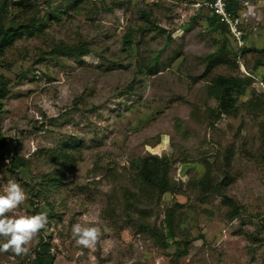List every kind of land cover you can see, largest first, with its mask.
<instances>
[{
    "label": "rangeland",
    "instance_id": "rangeland-1",
    "mask_svg": "<svg viewBox=\"0 0 264 264\" xmlns=\"http://www.w3.org/2000/svg\"><path fill=\"white\" fill-rule=\"evenodd\" d=\"M202 1L0 0L3 25L47 24L0 57V192L14 179L26 200L6 215L48 216L28 253L0 250V264H32L40 241L53 264H264V113L242 107L261 90L253 82L236 114L214 111L212 79L246 76ZM251 1L261 21L240 62L261 79L264 0ZM149 156L173 162L175 194L144 193L136 168ZM76 224L100 229L93 246Z\"/></svg>",
    "mask_w": 264,
    "mask_h": 264
},
{
    "label": "trees",
    "instance_id": "trees-1",
    "mask_svg": "<svg viewBox=\"0 0 264 264\" xmlns=\"http://www.w3.org/2000/svg\"><path fill=\"white\" fill-rule=\"evenodd\" d=\"M77 2V0H74ZM233 7H235V2H230ZM59 12H54L49 14V19H57L60 16ZM209 13V12H208ZM208 17L209 27L213 30L221 33L222 35H228V31L224 25L219 22V19L209 13ZM47 24L38 21L37 16H32L27 19L25 24L9 25L5 26L0 22V57H2L5 52L12 48L16 40L21 37L24 33L34 34L42 30ZM230 37V36H229ZM231 38V37H230ZM125 43L130 45L129 36H125ZM234 58L237 59L238 55L243 57L246 53L250 52L248 48L239 51L234 45ZM226 51L225 46H222L216 54H211L207 57L209 60L215 59L220 54ZM80 51L78 49H65L67 55L74 56ZM151 73V71H150ZM254 80L249 77L240 78L237 76L223 77L218 76L212 79L211 84L208 88V94L214 97L218 105L216 111L217 115H233L238 113L240 110L237 107L238 99L240 96L244 95L247 89L253 84ZM6 89V83L0 80V100L3 97V91ZM234 95V96H233ZM249 113H264V93L253 92L250 100L243 104L242 106ZM69 147H73L72 145ZM10 167L14 170H22V167L26 164L23 158L12 156L9 158ZM173 162L166 157H155L149 156L145 158L141 164L136 168V175L142 186L144 193L147 195H152L157 198H161L165 194H175L176 184L170 179L169 174L171 172ZM207 175L204 176L203 180L200 182L201 186H209V182L206 180ZM59 177L50 178L47 183L52 182L57 184L59 182ZM230 183V176L227 171L224 172L223 179L218 185L219 188L223 189ZM223 202L226 206L230 208V215L232 218L239 215V208L233 204V202L224 198ZM169 232H172L169 226ZM170 234V235H169ZM165 236L172 237L169 233ZM53 256L50 254L49 245L40 241L38 249L35 254V258L32 264H53Z\"/></svg>",
    "mask_w": 264,
    "mask_h": 264
},
{
    "label": "clouds",
    "instance_id": "clouds-1",
    "mask_svg": "<svg viewBox=\"0 0 264 264\" xmlns=\"http://www.w3.org/2000/svg\"><path fill=\"white\" fill-rule=\"evenodd\" d=\"M26 200V193L22 186L14 179L7 181L3 192H0V238L4 243L0 250L9 249L16 255L27 254L29 249L26 247L33 237L48 223L46 213L35 215L9 216L7 213L17 209ZM77 237V243L84 247H91L100 235L97 227H82L76 224L72 229Z\"/></svg>",
    "mask_w": 264,
    "mask_h": 264
},
{
    "label": "built area",
    "instance_id": "built-area-1",
    "mask_svg": "<svg viewBox=\"0 0 264 264\" xmlns=\"http://www.w3.org/2000/svg\"><path fill=\"white\" fill-rule=\"evenodd\" d=\"M235 2V7L230 2ZM197 10H202L215 15L224 25L236 48L241 51L248 47V34L256 31L260 24L255 3L251 0H204L196 5ZM238 55L237 62L241 73L252 78L261 92L264 93V79L257 78L253 73L244 69Z\"/></svg>",
    "mask_w": 264,
    "mask_h": 264
},
{
    "label": "crops",
    "instance_id": "crops-1",
    "mask_svg": "<svg viewBox=\"0 0 264 264\" xmlns=\"http://www.w3.org/2000/svg\"><path fill=\"white\" fill-rule=\"evenodd\" d=\"M256 74L260 75V76H263V79H264V69L262 67H258L257 70L255 71ZM189 168H192L194 169V166L193 167H188V166H182L180 168V172H185L187 169Z\"/></svg>",
    "mask_w": 264,
    "mask_h": 264
}]
</instances>
